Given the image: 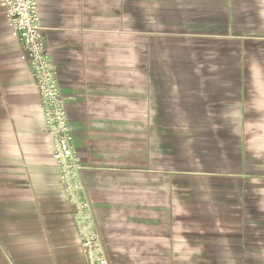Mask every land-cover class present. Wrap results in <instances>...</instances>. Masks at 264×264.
Masks as SVG:
<instances>
[{"label": "crops", "instance_id": "0c3cea01", "mask_svg": "<svg viewBox=\"0 0 264 264\" xmlns=\"http://www.w3.org/2000/svg\"><path fill=\"white\" fill-rule=\"evenodd\" d=\"M37 3L109 263L264 264L262 64L251 61L235 92L208 81L211 99L199 107L202 120H235L229 134L243 136L240 171L229 175L157 169L156 104L141 60L156 40H211L214 51L236 41L258 53L264 0ZM50 142L28 58L0 7V264H89Z\"/></svg>", "mask_w": 264, "mask_h": 264}, {"label": "rangeland", "instance_id": "374dc122", "mask_svg": "<svg viewBox=\"0 0 264 264\" xmlns=\"http://www.w3.org/2000/svg\"><path fill=\"white\" fill-rule=\"evenodd\" d=\"M213 42L151 41V54L141 57L142 63H146L144 73L150 78L156 104L159 170L229 175L240 171L238 143L243 141V136L229 134L235 120H202L198 111L203 98L211 99L207 92L212 91L213 85L207 84L208 81L215 78L220 82L216 84L220 92H235L241 78L248 84L247 67L251 61L262 64L264 81V41L259 42L260 51L253 55L241 52L236 41L217 42L214 51ZM203 90L207 95L202 94ZM214 124L221 129L220 136H213L210 129Z\"/></svg>", "mask_w": 264, "mask_h": 264}, {"label": "built area", "instance_id": "2783aa9c", "mask_svg": "<svg viewBox=\"0 0 264 264\" xmlns=\"http://www.w3.org/2000/svg\"><path fill=\"white\" fill-rule=\"evenodd\" d=\"M7 26L28 58L44 128L65 198L75 206L79 245L89 264H110L82 179V164L67 119L57 71L46 46L37 0H0Z\"/></svg>", "mask_w": 264, "mask_h": 264}]
</instances>
